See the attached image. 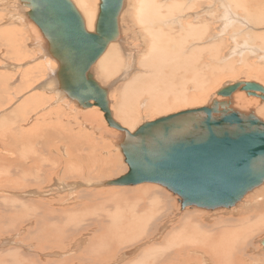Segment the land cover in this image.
<instances>
[{
	"label": "bare ground",
	"instance_id": "1",
	"mask_svg": "<svg viewBox=\"0 0 264 264\" xmlns=\"http://www.w3.org/2000/svg\"><path fill=\"white\" fill-rule=\"evenodd\" d=\"M72 1L82 15L86 29L92 31L98 10L97 0ZM134 1L135 0H124L123 7L118 16V38L107 45L104 52L92 65V69L94 68L93 66H95V68L100 71L96 78L98 79V77H100L101 80L98 79V83L107 89V93L116 90L119 102L113 104L112 107H109V109L113 119L122 127L127 124L129 131L136 129L135 120H130L131 115L134 113H136V115L139 113L141 116V114L144 115L150 108L155 113H162L183 106V102L193 104L195 100L194 98L189 99L187 97L186 90H188V88H184V86L186 87L188 83H191L193 85L192 90L198 92L199 97H201V94L205 90L204 86L207 76L211 75L214 78L217 76V74L213 72L212 67L230 64L233 58H227L231 57L235 53L258 56V60L264 61V33L261 35H255V32L257 31L256 24L262 21V17L259 12L245 10V6L240 4L238 5V0H220L221 11L218 18L221 22L220 27H217L216 31H214V27L211 26L210 8L213 7V4H215L217 0H139L138 2H140V5L136 7V9H138L140 13L142 12L139 8L142 6L143 9V14L140 18L142 33L139 34L136 33L140 27L139 25H135L139 26L136 31L128 25L132 23L131 16L132 13L135 12L132 7L134 8V6L137 5L135 4L133 6ZM15 2L17 1L14 0L7 3V0H0V69L1 67H4L0 71V110H2V108H6L4 106H7L12 101V97L10 95H6L4 93L5 91L10 90L11 93L20 95L17 105L10 108L5 113H0V164L3 163L1 159L3 155H7L10 159H12L8 162L6 168L0 171V186L7 187L9 189H18L25 186L27 190H34V193L32 195L20 197L18 201L12 203H9L4 199H0V235H6V233L8 234L13 227L20 228L22 225H26L27 222H30V228L32 229L34 227V229H32L31 232L30 229L27 230L28 238H33L34 236H36L34 238H39V236H43L44 241H49L51 240L50 236L53 235L64 234L66 237L73 236L76 234L79 226H71V229H65L64 224L66 226L68 224L78 225L77 221H79V219L77 218L73 220L70 218H62L61 220H57V216H64V213L58 211V202H62L64 200H56V197L60 196L64 198L65 195H68L69 198L67 199L69 200H65L66 204L70 206L72 204L70 200L77 198L79 194H81V189L77 188L78 185L82 183L83 179H90V182L85 184L86 186L93 188L96 186L106 187V194L110 197L114 196L111 198L116 202V204H118V202L123 204V207L121 206L115 214L111 215V220L114 224H116L118 219L114 217L117 213L121 212V210L127 211L125 214L129 217L128 221L130 226H128L126 232H123L122 234L126 236L133 235L135 234L133 233V229H136V233H139L143 231L144 228L147 229V226L149 230H155L156 232L152 234V237L154 240L158 241H155L153 251L155 250L156 252H159L169 248L167 255H170L171 257L168 259V262H172L174 260L179 261L180 259L190 257L191 251L195 253L197 248L200 249L201 252L209 259H211L213 264H225V262L227 263L228 261H230V264H234L235 261L232 260L231 255L238 253L241 250V245L247 244L249 245L248 248H253L254 250L255 245L258 246V243H253L252 239H249L252 237V232L251 230L246 229V227L254 224L255 229L264 233V190H251L250 192H254L249 196L247 195L248 197H245L246 199L244 198L246 205L244 203L243 206H247L248 204L252 205V207L248 209L240 210L238 207H218L215 209L202 208L208 212L217 211V213L213 216L207 215V218L203 221L201 220L203 219L202 217L197 216L199 212L190 214L185 213L182 219L179 213L175 212V214H172L170 219L171 222H174V226L170 231L164 232V225L158 226V221L168 215L169 204L172 199H169V201L167 199L168 195L166 193L163 194L164 191L162 193L157 187V189L152 187L161 195L156 207L152 204L154 194H150L148 191L146 196H140V198L136 199L135 202L131 204L127 199V191L132 189V187H129L131 185L123 187L121 185L106 184L107 181L113 180L119 176L113 178H111V176L107 179L100 176L101 174L97 176L96 171L99 172V170L96 169V160L94 158H91L92 164H89V166L84 169V167H72L62 157L57 164V174L54 175L53 180V182L58 185L56 188L49 184V178H47V173L51 170V168H48L49 161H47L48 159L46 158V153H48V151L44 152L47 149L46 147H44L46 149L42 151L43 146L41 144H30L27 147H24V151L26 154L32 152L31 157L26 155L22 161L13 159L16 157L14 142L16 141L17 136H20L22 138V142H24L26 138L34 136V130L38 127V121H34L27 129L23 127L17 128L16 123L23 122L24 120L26 122L30 117H36L34 110H36V108H38L41 104L43 105L44 103H47L46 101L51 99L50 96H47V98L45 94H42L43 92H41V94H24L25 87L30 83L27 80L31 78V82H35V65L30 64L32 60H30V58H32L34 46L36 44L38 45L37 47L41 49V57L43 59L45 58V60L41 62L43 65H40V67L43 74L45 72L47 73L46 69L49 70L47 83L48 85H52L47 88V85L44 82L43 86L47 89H52L53 84H58L56 77L58 65L56 60H54L46 52L45 38L39 28L26 16L28 7L16 4ZM232 2L234 4L231 5L230 3ZM2 5L5 6L3 7ZM238 6H240L241 9L244 8V14L235 11V8L239 9ZM2 10L4 13L1 12ZM135 18L139 20V16ZM132 19L134 20L133 17ZM135 23L136 22H134V24ZM238 24H245L246 27L249 28L248 31H244L242 36L245 35L244 37L251 38V44L247 42L240 44L235 41L236 37H234V35L241 32L235 30V26ZM228 25H231V27ZM227 26L232 30H235L234 33L230 32L228 37L222 33ZM218 28L220 29V32ZM131 37L132 39L136 38L139 43L136 40L134 41L137 43H132V40L129 39ZM256 38L259 40V44L255 42ZM221 46L224 47L225 50H223ZM125 50L131 52L132 60H136L134 58L138 59L137 62L139 64V68H141L138 72L131 73L132 67L121 69L122 53H125L126 55ZM244 54L239 55L242 62L245 60L242 58ZM46 55L47 57H45ZM248 64H250L251 68L250 71L246 73L247 77H255L264 82V73L256 69V64L254 62L247 61L245 66ZM165 68H167V71H164ZM97 70H92V73L97 74ZM205 70H211V72L206 75H202ZM198 71H200L201 74H199ZM242 72L243 71L241 69L236 72L234 76ZM187 73H189V77H186ZM176 75L178 77V83H181L179 86L180 92L178 96L173 97L174 100H172L170 104L169 101L163 98V92L164 90L168 91L174 87V83L168 80ZM199 77H201V79ZM140 81H142V83L141 85H138V82ZM236 82H241L243 84L249 81L234 80L225 83L224 85ZM157 84H161V87L158 88ZM221 87H219V89ZM240 87L228 97L218 95L217 90L219 89H217L216 94L213 98H211L210 103H212L213 100L229 101V107L238 111H247L245 113L253 112L258 118L263 119L264 102L262 103L258 100V98H256V96H259V93L256 92V95L253 97H248L246 91H243ZM53 97H55L54 99L56 100V105H59L57 103L58 101H62L63 104L66 102V104L70 107L72 105L69 104V102L77 107L75 109L80 117L79 119H84L87 122V125H90L93 131L95 130L99 134V138L101 139L96 141V145L105 143L102 138L103 136L107 139H110L111 137L115 138V143L120 141L122 132L113 127H109L107 123L106 126H104L102 122V119L105 120L104 114L99 109H96V106L92 105L90 107L82 108L77 105L76 101L68 98L62 90L61 92L56 91V95ZM210 103L206 106L210 105ZM133 104H136L134 108ZM172 105H175L176 107H173ZM81 108L84 110H81ZM257 108H260V112L263 117H259L256 111ZM130 111L132 112L129 114ZM143 112L145 113L143 114ZM115 117L117 119H115ZM262 121L264 122V120ZM40 124L45 125L46 123H43L42 121ZM5 128L9 140L7 146L1 139L3 129ZM85 129L86 128H84V130ZM91 135L88 134L86 136L88 141L92 140ZM108 144H111L110 141ZM60 148L64 155L72 156L67 147H62L61 145ZM102 148L103 146H100L99 150L101 151ZM107 153L108 152H106V154ZM115 156H117V154ZM121 156L123 159L122 154ZM98 157L100 158V156H97L96 159H98ZM109 161L110 160H108V162ZM33 163L36 164L34 165L36 168V174L32 171ZM19 164H23V168H19ZM104 164L108 163L104 161ZM125 165L127 167L126 163ZM37 180L41 181L43 185L38 184ZM35 184H38V186L30 188V186H35ZM117 188H122V190H116ZM138 190H140V188H138ZM146 202H149V206H151L150 208L152 211H149V213L146 211L140 212L145 209V206L147 205ZM75 209L77 210L76 214L78 216V206H76ZM191 209L195 208L193 207ZM249 209H254L259 212V214H244V211ZM218 210L220 211L218 212ZM147 213L149 214L148 217ZM157 213H159V217L156 216ZM155 216L157 218H155ZM236 224H238V226L235 228L230 226ZM99 225L100 228L104 226L103 222H99ZM42 228H45V230L43 229V232ZM73 228L77 230H74ZM224 231L236 233V240L230 244H226L225 247L220 248L219 246L221 244L218 245V243L224 239L225 235L222 234ZM181 233L184 234V237L189 242L188 244L181 245L178 241ZM200 233L204 237V245L209 247L212 246L211 250L203 249L196 244L198 238L200 237ZM32 234H34L33 237ZM130 238L132 239L130 236L128 240ZM262 238L260 241L258 240L260 248H262ZM4 239L7 240L8 244V237ZM49 242L51 243V241ZM118 242L119 241L111 245L108 241L104 240L100 242L102 244L101 249L102 251L107 249L109 254L112 255L116 248H118ZM79 248H81L80 245L78 248L73 247L74 252L79 250ZM80 250H82V248ZM85 250L86 248L84 247L82 253H85ZM16 252L18 254L19 251H8V253L12 255H15ZM253 253L254 252H252V254ZM260 253L264 255V252ZM1 254L2 253H0V256ZM56 254L60 255L62 253L60 252ZM126 255L127 253L123 252L122 256L119 257L114 264L120 262ZM41 256H44V254H41ZM252 257H254V254ZM32 258L33 256L28 259ZM96 258L98 261L102 260L100 255H96ZM85 260L92 261V257L89 256L87 259L85 258ZM28 264H32V262H29ZM89 264H93V262H89ZM204 264H206V262Z\"/></svg>",
	"mask_w": 264,
	"mask_h": 264
},
{
	"label": "rangeland",
	"instance_id": "2",
	"mask_svg": "<svg viewBox=\"0 0 264 264\" xmlns=\"http://www.w3.org/2000/svg\"><path fill=\"white\" fill-rule=\"evenodd\" d=\"M10 1H14V0H7V3ZM15 1H17V2H15L16 4H19L18 0H15ZM138 1L139 0H135L133 2V6L135 4H137L134 6L135 9L132 7V9L136 12L135 13L132 11L133 13L131 16V21L133 24L132 23L128 24V25H130V28L134 29V31H136V29L140 26L138 29L139 32H138V30L136 31L137 34L142 33V27H141L142 24L140 23V18L143 14L142 6L139 8L142 13H140V11L138 9H136V7H138L140 5V2H138ZM227 1H229V0H227ZM97 2H98V0H97ZM237 3H238V5L240 4V5L245 6V10H247V11L260 13V15L262 17V21L259 22L258 24H256L257 31L255 32V35L263 34L264 33V0H238ZM230 4L232 5L234 3L232 2ZM238 7H239V9L235 8V11L239 12L241 14H244V8H242L243 9V11H242L241 7L240 6H238ZM220 11H221L220 0H217L216 3L213 4V7L210 8L211 26L214 27L213 28L214 31L217 30V27H220L221 21L218 18ZM1 12L4 13L3 10ZM137 12H139V13H137ZM134 15H135V17L139 16V20L137 18H135ZM132 17L134 18V20L132 19ZM134 22H136V23L134 24ZM137 23H139V24H137ZM135 25H139V26H135ZM228 26L231 27V25H228ZM228 26L222 32L226 37H228V34L230 32L234 33L235 30L241 31L239 34L234 35V37H236L235 41L237 43H240V44L244 43V42L251 44V42H252L250 40L251 38L244 37L245 35L242 36L244 31L249 30V28L246 27L245 24H238L237 26H235V30H232ZM218 30L220 32L219 28H218ZM129 39L132 40V43L133 42L137 43L136 41H138V40H136V38L132 39V37ZM134 40H136V41H134ZM258 41L259 40L256 38L255 42L258 43ZM138 43H139V41H138ZM35 46L37 47L38 45L36 44ZM35 46H34V53L32 55V58H30V60L32 59L30 64L35 65V69H34L35 82H31L32 81L31 78L27 80L30 83L25 87L24 94H27V95L30 93L41 94V92H43L42 94H45L46 97L50 96L51 99L46 101L47 103H44L43 105L41 104L38 108H36V110H34L36 117H30L26 122L24 120L23 122L16 123L17 128L23 127L25 129H27L28 127H30V125L33 124L34 121H38V127L34 130V136L26 138V140L24 142H22V138L20 136H17V139L14 142L16 157L13 159L22 161L26 155L31 157L32 152L26 154L24 151V147H27L30 144H36V143L41 144L43 146L42 151H44L47 148L44 152L48 151V153H46V155H47L46 158L48 159L47 161H49L48 168H51V170L47 173L48 174L47 178H49V184L53 185L54 188H56L58 186L56 183L53 182V180H54V175L57 174L56 173L57 164L62 157L72 167L75 168L78 166L79 168L84 167V169L87 168L89 166V164H92L91 158H94L96 160V169L99 170V172L96 171L97 176H99L101 174L100 176H102L103 178L105 177L106 179L110 178L111 176H112L111 178H113V177H117V176L124 174L127 171L128 167H126V165H125L124 157L122 159V156L120 154L121 152L119 151L118 142L115 143V138L111 137L110 139H107V138H104V136H103L102 138L104 139L105 143L101 144V145L100 144L96 145V141H99L101 138H99V134L97 133V131L94 130L96 132L95 133L93 131V129L90 127V125H87V122L84 119H79L80 117H79V115L75 109L77 107H75L72 103L69 102V104L72 105L71 106L72 108H71L70 106H68V104H66V102L63 104L62 101H60V102L58 101L57 103L59 105H56V100L54 99L55 97H53V96L56 95V91L61 92V90L58 88V84H53L52 89L51 88L47 89L48 86H52V85H48V83H47V80H48L47 76H48L49 70L46 69L47 73L45 72L43 74V71H42L40 65H43L41 62H43L45 60V58L43 59L41 57V55H42L41 49L38 47L36 48ZM222 48H223V50H225L224 47H222ZM125 51H126V55H125V53H122L123 56H122L121 69H123V68L127 69V68L132 67L131 73L132 72L133 73L138 72L139 69H141V68H139V64L137 62L138 59L134 58L136 60H132L131 59L132 58L131 52L128 50H125ZM241 54H244V53H235L231 57L227 58V59L233 58L232 62L228 65L213 66L212 67L213 72H215L217 74V76H216V78H214L211 75L207 76L206 83L204 86L205 90L201 94V97H199L198 92H195L192 90L193 85L191 83H188L186 85V87L184 86V88H188V90H186L187 97L189 99L194 98L195 101L193 104H187V103L183 102L182 103L183 106L178 107L176 109L169 110V111H165L162 113H155L150 108L146 111V113L143 112V114L145 113L144 115L141 114V116H140L139 113L137 115H136V113L132 114L130 120L131 121L135 120V122H136L135 127H138L140 124H142L145 121L156 119L159 116L167 115V114H170L174 111H181V110L206 106L208 103L211 102V98H213V96L216 94V90L219 89V87H221L225 83H228V82L234 81V80H243V81L255 82V83L260 84L264 88V82L262 80H259L255 77H250V78L247 77L246 73L250 71L251 66H250V64L245 66L247 61H252L256 64V69H258L259 71H262V73H264V61L258 60L257 59L258 56H254V55H250V54H248V55L244 54L242 56V58H244L245 60H244V62H242L241 58L239 57V55H241ZM45 57H47V55ZM33 62H34V64H33ZM49 67H51V66H49ZM93 67H94L93 69L91 67V72H92V70L94 71V69L97 70V68H95V66H93ZM2 68H4V67H1V69ZM1 69H0V71H1ZM241 69L243 72L234 76L235 73ZM37 70H40V71H37ZM97 71H95V72H97ZM164 71H167V68H165ZM99 72L100 71H98L97 74L92 73L93 78L97 82H99L98 79L101 80L100 77H98V79L96 78L98 76ZM209 72H211V70H205L202 75H206ZM198 73L201 74L200 71H198ZM186 77H189V73L186 74ZM199 78L201 79V77H199ZM168 81L173 82L174 87L168 91L164 90L163 98L165 100L169 101L171 104V101L174 100L173 97L179 95V92H180L179 86L181 83H178L177 75L172 77ZM44 82L46 83L47 88L43 86ZM141 83H142V81L138 82V85H141ZM107 84H108V82H107ZM157 87L160 88L161 84H157ZM243 91H245V90H243ZM4 93L6 95H10L12 97V101L7 106H4L6 108H2V110H0V113H5L10 108L17 105V102L20 98L19 94H13L10 92V90L5 91ZM257 93H259V95L261 94L258 91H257ZM247 95H248V97L254 96V95L248 94V93H247ZM107 96H108L109 107H112L113 104H116L117 102H119V97L117 96L116 90L107 93ZM146 97L149 98L148 96H146ZM256 98H258V100H260L262 103L264 102V99L262 100L259 96H256ZM150 105H152V104H150ZM73 106H74V108H73ZM135 106H136V104H133V108ZM172 106L176 107L175 105H172ZM67 107L68 108L70 107V108L68 109ZM96 109H99V108L97 107ZM81 110H84V109L81 108ZM256 111H257V114L259 115V117H263L261 112H260V108H257ZM131 112L132 111H130L129 114ZM245 112H247V111H245ZM115 119H117V118L115 117ZM262 120H264V117ZM42 121H43V123L45 122L46 124L41 125L40 123H42ZM102 122H103L104 126H106V123H107L106 120L102 119ZM55 123H57V124H55ZM123 127L128 129L127 124L125 126L123 125ZM84 128H86V129L84 130ZM75 131H77V132H75ZM99 131H101V130H99ZM78 132H80V133H78ZM82 133H83V135H82ZM86 133H88L90 135L93 134V135H91L92 140L88 141L86 139V136L88 135ZM78 134L80 135V137ZM1 139L5 143V145L7 146L9 140H8V136L6 134V128L3 129ZM109 141L112 144V146H111V144H108ZM59 145L60 146L62 145V147H67L72 156L64 155ZM100 146H103L104 150L102 148V150L100 151L99 150ZM44 147H46V148H44ZM106 147L109 149H107ZM111 147H114V148H111ZM105 148H106V150H105ZM115 151H117V152H115ZM106 152H108V153L106 154ZM116 154L118 157L115 156ZM48 155H49V157H48ZM97 156H100V158L98 157V159H96ZM108 156H109V158H108ZM1 159H2L3 163L0 164V171L4 170L6 168V166L8 165V162L10 160H12L7 155H3L1 157ZM108 160H110V161L108 162ZM104 161H106L108 164H104ZM50 164H52V165H50ZM21 165H22V167H21ZM34 165H36V164L33 163L32 171L34 172V174H36V168L34 167ZM118 166H120V167H118ZM18 167L23 168V164H19ZM114 171H115V173H114ZM102 177H99V178H102ZM103 180H105V179H103ZM88 182H90V179H83L82 183L78 185L77 188L81 189L80 190L81 194H79V196L77 198H73L70 200V202L72 203L70 206H68L66 204V200H65V199L69 198L68 195H65L64 198H62L60 196L56 197V200H61V199L64 200L62 202H58V208H59L58 211L64 213V216L63 217L57 216L56 219L61 220L62 218H70V219L74 220V219L78 218L79 219V221H77L78 225L68 224L66 226L64 224L65 229H67V228L71 229L72 228L71 226H73V227L79 226L78 230L73 228L74 230H77V232L75 231L76 234H74L73 236H70V237H66L64 234L50 236L51 237L50 238L51 240H49V241H51V243H50L49 241H44L43 236H42L43 238L41 236H39V238H40L39 239V238H34L36 236H34V234H32V237L33 236L34 237L28 238L27 230L30 229V232H31L32 229H34V227L32 229L30 228L31 227L30 222H27L26 225H22L20 228L19 227H13L9 231L8 234L6 233V235L5 234L0 235V250H1L0 253H2L0 256V260H1L0 264H28L29 262H32V264L33 263H35V264H89V262H93V264H114L115 261L119 257L122 256L123 252H126L127 255L124 256V258L120 262H118L117 264H204L205 262H206V264H213L212 260L209 259L206 255H204L201 252L200 249H197V248L195 250V253H193V251H191L190 257L180 259L179 261L174 260L172 262H168V259L171 257L170 255H167L169 248H166L165 250L159 251V252H156L155 250L153 251V249L155 247L154 243H155V241H158V240H154L152 237V234L155 233L156 231L155 230H149L148 226H147V229L144 228V230L139 232V233H136V229H133V233H135L133 235L126 236V235L122 234L123 232H126V229L128 228V226H130L129 221H128L129 217H127L128 215L125 214V213H127V211L121 210V212L117 213V215L114 217V218L118 219L116 224H114V222L111 220V215L115 214L120 209L121 206L123 207V204L121 202H118V204H116V202L111 198L114 196L110 197L106 194V191H107L106 187L96 186L95 188H93L90 186H86L85 184ZM37 183L40 185H43L41 183V181H39V180H37ZM38 184H35V186H30V188H34V187L38 186ZM121 186L128 187L129 185H121ZM129 187H132V189L127 191V193H128L127 199L129 200V202L131 204H133L136 199L140 198V196H146L147 191H148V193L154 194V200H153L152 204H153V206L156 207L158 205L159 198H161L160 193H158L157 191L154 190L157 188H159L162 193L164 191L163 194L166 193L168 195V197H167L168 200L172 199L171 201L169 200L170 204H169L168 215L164 216L163 218H161L158 221V226L164 225V228H163L164 232L170 231L172 229V227L174 226V222H171L170 219H171L172 214H175V212L179 213L181 219L183 218L185 213L190 214V213L199 212L197 214V216L202 217L203 218V219H201L202 221L207 218V215L213 216L215 213H217V211L216 212L215 211H213V212L209 211L208 212L207 210H203L202 208H199L196 206H186L184 208H181L180 198L178 196L172 194L170 191H168L163 186H159L158 184L139 183L136 185H131ZM113 188H115V187H113ZM138 188H140V190H138ZM109 189H111V188H109ZM257 189L264 190V183L258 187L253 188L252 190L256 191ZM116 190H122V188H117ZM253 192H248L246 195H244V197L238 203H236L234 206H231V207H238V209H240V210L251 208L252 207L251 204H248L247 206H243V205H244V203L246 205V202H245L246 198L245 197H248ZM10 193H13V194H10ZM33 193H34V190H27L25 186L20 187L18 189H9L7 187L0 186V199H4V200L8 201L9 203L18 201L20 197H23L26 195H32ZM253 198H255V197H253ZM75 199H77V200H75ZM67 200H69V199H67ZM146 204L147 205L145 206V209L141 210L140 212L146 211L149 213V211L150 212L152 211V209L150 208L151 206H149L150 205L149 202L148 203L146 202ZM76 206H78V213H79L78 216L76 214L77 213V210L75 209ZM193 207L197 210L191 209ZM227 210H229V209H227ZM219 211L220 210H218V212ZM148 213H147V217L149 216ZM225 213H228V212H225ZM204 214H205V216H204ZM244 214L258 215L259 212H257L254 209H249V210H245ZM156 216L159 217V213H157ZM156 216H155V218H157ZM225 216H227V215H225ZM99 222H103L104 226L102 228H100ZM118 222H119V224H118ZM230 226L232 228H235L238 226V224L230 225ZM43 229L45 230V228H42V232L44 231ZM246 229L251 230L252 237L249 239H252L253 243H258V246L255 245L254 250H253V248L252 249L248 248L249 245H247V244L241 245V250L238 253L231 255L232 260L235 261L234 264H264V255H262L260 253V252H264V247L261 245L262 248H260V244H259V241L264 236V233H261L262 231L255 229L254 224L246 227ZM200 231H201V227H200ZM222 234L225 235V237L222 241H220L218 243V245L221 244L219 246L220 248H223L226 246V244H230L236 240V233L224 231V232H222ZM29 235H31V234H29ZM130 236L132 237V239L130 238L129 239L130 241H129L128 238ZM7 237L9 240L8 244H7V240L4 239ZM203 238H204L203 235L200 233V237L198 238L196 244L198 246L202 247L203 249L211 250L212 246L211 247L205 246L203 243ZM104 240L108 241L111 245H113L115 242L119 241L118 242L119 244L117 246L118 248H116V250H115L117 253L114 251L112 253V255H110L107 249L102 251V249H101L102 244L100 242H102ZM121 241H122V243H121ZM178 241L181 243V245H186L189 243L187 241V239L184 237L183 233L180 234ZM21 243H23V244H21ZM23 245H25V246H23ZM79 245L81 246L82 250L84 247L86 248L85 253H82V250H80L81 248H79V250L74 252L73 247L78 248ZM11 247H12V249H11ZM3 249H4V251H3ZM12 250H18L20 252V254H19V252H18V254L16 252L15 255L9 254L8 251H12ZM60 252L62 254H60V255L56 254V253H60ZM252 252H254L253 253L254 257H252L253 256ZM27 254H29V255H27ZM41 254H44V256H41ZM96 255H100L102 260H100V261L96 260L97 259ZM31 256H33L34 259L33 258L28 259ZM89 256L92 257V261H86L85 260V258L87 259V257H89ZM193 259H194V261H193ZM7 262H9V263H7ZM225 264H230V261H228L227 263L225 262Z\"/></svg>",
	"mask_w": 264,
	"mask_h": 264
},
{
	"label": "water",
	"instance_id": "3",
	"mask_svg": "<svg viewBox=\"0 0 264 264\" xmlns=\"http://www.w3.org/2000/svg\"><path fill=\"white\" fill-rule=\"evenodd\" d=\"M18 2L28 7L26 16L57 62L58 88L82 108L97 106L108 126L122 132L118 146L128 168L106 184L154 183L178 196L181 208L213 209L234 206L264 183V122L253 112L229 107V101L161 116L133 131L113 119L107 89L93 78L91 67L118 38L124 0H98L92 31L72 0ZM240 84L264 99V88L255 82L227 84L217 94L228 97Z\"/></svg>",
	"mask_w": 264,
	"mask_h": 264
},
{
	"label": "flooded vegetation",
	"instance_id": "4",
	"mask_svg": "<svg viewBox=\"0 0 264 264\" xmlns=\"http://www.w3.org/2000/svg\"><path fill=\"white\" fill-rule=\"evenodd\" d=\"M263 238H264V236H263ZM263 238H262V239H263ZM261 245H262V242H261ZM262 246H263V245H262Z\"/></svg>",
	"mask_w": 264,
	"mask_h": 264
}]
</instances>
